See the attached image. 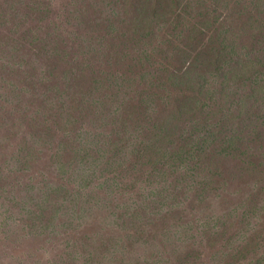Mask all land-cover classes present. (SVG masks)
Listing matches in <instances>:
<instances>
[{
    "label": "rangeland",
    "instance_id": "rangeland-1",
    "mask_svg": "<svg viewBox=\"0 0 264 264\" xmlns=\"http://www.w3.org/2000/svg\"><path fill=\"white\" fill-rule=\"evenodd\" d=\"M115 7L101 2L95 3V10L89 4L79 5V0H0V25L7 21L9 31L16 28L11 26L14 16L9 13L35 12L25 17L28 21L20 26L21 33L41 38L34 52L51 49V53L46 66L31 79L38 84L37 97L46 115L61 129L59 133L43 128V138H35L29 132L35 131L31 123L24 121L12 133L13 142L2 160L27 150L31 167L25 160L15 164V170L23 173L17 182L6 178L5 168L0 167V264H145L149 248L141 240L144 211L170 197V189L173 203H178L174 190L187 191L180 204L191 200L192 205L181 221H198V225L180 230L175 242L150 248L159 254L154 264H264L254 254L255 241L264 240V83L255 88L263 104L261 113L248 115L249 108L243 103L250 119L227 134V143H223L224 119L214 110L209 114L207 100L194 117L181 118L191 122L185 138L194 134L197 140L191 166L170 168L174 164L170 161L167 168L163 163L152 168V160L141 168L134 184L129 171L132 162L138 164V156L118 150L117 135L157 159L163 138L178 126L173 88L181 84L171 83L164 91L160 83L143 78L139 62L125 61L123 68L117 63L132 43H139L142 52L134 54L139 57L148 51V66L161 61L171 68L180 67L183 57L177 49L183 48L187 38L178 42L171 21L156 28L154 36H146L142 28L121 47L125 52L114 54L111 65L100 68L95 56L79 49V38L83 28L100 21L101 14L109 21L116 19ZM227 12L234 13L232 5ZM232 18L237 21L236 16ZM101 24L100 32L89 34V43L105 34L107 23ZM256 38L257 34L246 32L243 47L253 48ZM79 52L87 63L82 73ZM262 54L251 57L264 62ZM22 60L35 62L32 52L0 51V88L7 82L6 65L15 66ZM114 77L119 79L111 80ZM120 82L123 85L118 88ZM148 90L158 96L149 99ZM28 91L26 102L32 99ZM1 93L8 95L3 89ZM179 169H184V177ZM152 172L155 180L150 177ZM197 174L208 179V190L199 199L188 190L198 181ZM144 176L154 184H144ZM114 192L118 197L115 207L100 201L99 196ZM184 236L191 238L187 244ZM237 246L246 247L247 253L234 261L231 254Z\"/></svg>",
    "mask_w": 264,
    "mask_h": 264
},
{
    "label": "trees",
    "instance_id": "trees-1",
    "mask_svg": "<svg viewBox=\"0 0 264 264\" xmlns=\"http://www.w3.org/2000/svg\"><path fill=\"white\" fill-rule=\"evenodd\" d=\"M196 1L197 3L194 0H79V5L89 4L93 8L95 3L101 2L105 4L111 2L116 5V19L111 18L109 21L104 19L101 14L98 17L100 21L83 28V33L79 38V49L84 54L95 56L100 68L110 66V58L114 54L125 52V49L121 47L137 33L139 34L142 28L147 32L146 36H154L156 28L171 21L174 30L178 32V42L180 43L183 37L187 38V43L182 45L183 48L177 49L178 54L183 57L180 67L171 68L161 61H155L156 64L148 66L147 61H150L148 51L139 57L134 54V52H142L139 43H132L128 53L125 54L121 62L117 63V66L123 68L125 61L139 62L142 66L143 78L146 81L160 83L164 91L170 89L171 83L181 84L180 86L177 85V88H173L177 92L178 107L175 109V119L178 126L163 138L157 159L151 157L152 154L143 153L135 148L123 137L116 136L118 150L138 156V164L136 161L132 162L133 166L129 171L134 184L136 183L135 178L141 177V168H145L148 162L152 160H154L152 168H157L160 163H163L164 168H167L170 161L174 162L170 168L183 165L191 166L194 161V154L197 152L194 147L197 140L194 134L191 137L188 135L187 139L185 138L191 122L181 118L194 117L199 110V105L205 106L207 100H209V114L214 110L218 116L224 119V144L227 143V134L235 128L241 127L244 121L250 119L247 117L248 115L261 113L263 108V104H260L257 99L258 93L255 88L260 83H264V62L259 58H252L251 55L259 52L263 53L262 56L264 55V0ZM229 5L233 6L234 13L232 15L237 17V21L227 12ZM202 10L204 14H202ZM34 13L21 11L9 13L14 16L11 26L16 27L10 31L8 30L10 24L7 21L0 25L1 29L6 30L5 33L0 31L2 35L0 36V45L2 46L0 51L3 53L4 51L16 52L19 55H30L32 52L35 59V62L22 60L15 64L16 67L6 65L4 73L7 74V82L0 88V133L4 134L3 137H0V167L5 168L7 174L5 177L13 182L19 181L23 174L15 170V164H20L25 160V163L31 167L27 150L2 160L9 143L12 144L13 142L12 133L16 128L27 121L35 130L29 131L35 138H43L44 135H40L43 128L61 133L59 124L46 115L47 109L37 97L38 84L31 79L46 66L48 54L51 53V49H45L42 53L34 52L36 43L41 41V38L30 33L24 36L21 33L20 26L24 21H28L25 17L32 16ZM244 20L246 23L242 26ZM186 21L189 22L188 26L185 25ZM101 22L107 23L105 34H99L89 43V34L98 33L102 30L104 24ZM126 29L127 34H125ZM246 32L259 36L256 38L253 48L242 45L243 35ZM56 39H60V34L56 35ZM151 43L154 44V39ZM86 67V58L79 52V72L86 71ZM113 79L119 78L114 77L111 80ZM122 85L123 83L120 82L118 88ZM182 85L188 86L184 89ZM2 89L8 95L2 94ZM29 89L32 93V99L26 102L25 96ZM186 91L193 92L188 94ZM146 96L151 99L154 96L157 97L158 93L148 90ZM31 101H33L32 104ZM243 103L249 108L248 115L242 109ZM25 128L23 126L19 130L23 131ZM76 156L79 157L78 153ZM75 161L77 159L72 162ZM183 170L179 169V174L184 177ZM166 172L164 171V174ZM150 177L155 180L156 173L152 172ZM194 178L198 181L188 190L199 199L208 190V179L199 174L195 175ZM153 180L144 176V184L153 185ZM88 188L90 187H86V189ZM170 190L172 195V189ZM174 192L178 195V203H173L170 195L159 206H151L144 211L143 239L141 240L149 248L145 264H154L156 261L153 258L159 255L150 248H156L157 243L165 245L167 241L175 242L174 240L178 238L180 230L188 226L198 225V221H181L183 214H186V208L192 205V201L186 200L180 204V200L187 191L174 190ZM115 194L116 192L106 197L99 196L100 201L112 202L113 207H115V202L118 200ZM93 211H95L94 208ZM182 240L187 244L191 238L184 236ZM255 248L254 254L258 256V262L264 261V240L255 241ZM246 253V247L237 246L231 256L234 261H238L237 256Z\"/></svg>",
    "mask_w": 264,
    "mask_h": 264
}]
</instances>
